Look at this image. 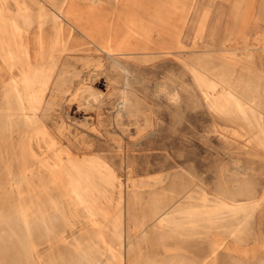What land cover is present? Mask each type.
Returning a JSON list of instances; mask_svg holds the SVG:
<instances>
[{"label":"bare ground","instance_id":"6f19581e","mask_svg":"<svg viewBox=\"0 0 264 264\" xmlns=\"http://www.w3.org/2000/svg\"><path fill=\"white\" fill-rule=\"evenodd\" d=\"M6 1L0 0V241L6 244L0 245V251L3 248L7 253L22 254L28 263L35 264H124V250L137 248L140 253L142 245L154 239L163 246L168 239L176 244L201 240L207 241L209 253L203 250L198 260L184 259L175 245L174 253H165L159 259L152 257L143 264H217L214 257L219 255L224 237L242 242L249 232L254 201L214 198L211 204H195L190 202L191 194L181 195L176 201L174 196L161 201L155 198L149 210L137 216L132 203L139 197L126 199L113 167L101 156L86 154L91 144L83 136H72L67 123L58 119L61 115L54 108L56 98L58 103L75 99L67 98V83L71 73H80L69 68L67 57L62 59L64 51L77 50L69 44V28L84 33L92 49L113 59L115 67L121 60H135L150 48L151 33L141 42V21L134 9L120 31L112 28L113 23L107 26L105 20H99L91 11L93 6L84 12L73 0L52 2L48 8L45 0L32 3L36 5L33 7L26 0H13V9L7 7ZM156 15L146 11L150 19ZM157 22L163 26L161 32L169 36L170 22ZM92 26L101 32V37L93 35ZM204 53L211 54L210 50ZM195 59L196 63H187L209 108L253 129L251 136L264 147V104L258 92L264 85L245 78L230 83L228 62L222 61L211 69L206 56ZM233 60L239 62L236 57ZM251 72L258 73L264 81V69L252 66ZM93 75L96 73L89 72L88 79ZM84 79L87 78H78L77 88L98 98L92 84ZM73 103L76 107L83 104ZM126 105L125 97H120L116 110L123 112ZM115 192L119 193L116 200ZM8 195L16 201L10 205V212L1 205ZM79 216L87 218L90 226L96 225L97 219L107 221L100 223V229L94 227L90 236L84 230L80 233H85L83 239L79 234L66 240L64 226L74 225L70 219ZM45 242L50 247L41 263L39 244ZM221 252V256L232 257L228 248ZM0 264H5L1 256Z\"/></svg>","mask_w":264,"mask_h":264},{"label":"rangeland","instance_id":"374dc122","mask_svg":"<svg viewBox=\"0 0 264 264\" xmlns=\"http://www.w3.org/2000/svg\"><path fill=\"white\" fill-rule=\"evenodd\" d=\"M26 1L32 7L36 6L34 2H43ZM45 1L48 8L52 2L61 0ZM73 1L84 12L93 6L91 11L99 20H105L107 26L113 23L112 28L120 31L134 9V15L141 21V42L147 33H151V42L148 43L150 48L138 54L135 60H121L114 67L113 59L92 49L84 33L69 28L72 34L69 44L77 50L64 51L62 59L67 57L69 68L79 71V77L87 78L84 82L92 84L98 98L78 89L79 77L71 73L66 94L67 98L75 99L70 102L62 99L63 102L58 103L56 98L54 108L61 115L58 119L67 123L72 136H83L91 144L86 154L101 156L113 167L126 199L139 197V201L132 203L137 216L148 211V205L155 198L161 201L174 196L173 201H176L181 195L191 194L190 202L195 204H211L214 198L254 201L256 208L248 219L249 232L244 240L236 243L224 237L219 255L213 257L217 264H264V147L251 136L253 129L223 118L209 108L187 63H196L198 55L206 56L211 69L222 61L228 62L230 83L245 78L263 86L260 75L251 70L252 66L264 69V0ZM5 3L11 9L15 7L13 0ZM146 11L157 15L150 19ZM156 20L162 24L170 22L169 36L161 32L163 26ZM91 28L95 37L102 36L95 26ZM206 50L211 54H205ZM235 57L239 62H234ZM89 72L96 75L88 79ZM258 92L264 104V89ZM120 97L126 99L123 112L116 110ZM73 102L83 104L76 107ZM118 194L114 193V200ZM6 199L1 205L10 212L15 197L8 195ZM66 208L73 210L69 204ZM70 221L74 225L64 226L66 240L84 230L90 236L96 230L94 227H101L100 223L107 220L97 219V226H90L87 218L81 216ZM83 234L79 235L80 239ZM166 243L163 246L154 239L143 244L140 253L137 248L124 250V264H143L152 257L159 259L165 253H174L175 245L179 246L177 252L184 259L198 260L203 250L209 253L207 241L188 240L176 244L168 239ZM0 245H6L5 241H0ZM48 247L49 242L39 244L41 263ZM225 248L231 251L232 257L220 255ZM0 256L5 264H35L28 263L24 255L7 253L3 248Z\"/></svg>","mask_w":264,"mask_h":264}]
</instances>
